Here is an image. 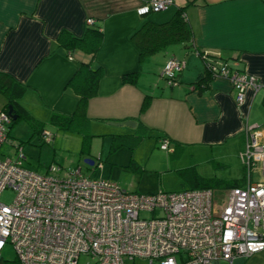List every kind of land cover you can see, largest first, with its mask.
<instances>
[{"label": "crops", "instance_id": "0c3cea01", "mask_svg": "<svg viewBox=\"0 0 264 264\" xmlns=\"http://www.w3.org/2000/svg\"><path fill=\"white\" fill-rule=\"evenodd\" d=\"M141 1L0 0V72L25 86L20 105L36 120L47 122L53 112L74 113L78 96L68 82L80 62H91L93 68H102L103 76L97 95L88 101V131L131 135L140 126L146 130L143 139L160 144L167 138L173 149L168 154H175V148L180 154L191 150L192 163L216 161L221 166L228 159H240L244 173L233 180L244 186L247 170L240 155L249 136L247 129L257 128L264 143V0H181L179 4L174 0L173 14L186 6L191 45L172 44L143 60L131 41L144 21L145 16L136 12ZM88 19L102 32L95 54L62 47L60 33L66 30L81 38ZM195 48L228 60L234 70L255 77L260 87L247 89L240 104L224 78L212 79L205 87L196 85L205 65ZM172 58L185 64L176 82L163 74ZM130 73L136 74L135 82L124 83L122 77ZM0 96L2 111L6 99ZM146 96L151 98L141 111ZM127 120L136 126L112 124ZM77 169L81 171L80 166ZM251 178L257 180L259 175L252 173ZM230 188L214 190L222 194Z\"/></svg>", "mask_w": 264, "mask_h": 264}, {"label": "built area", "instance_id": "2783aa9c", "mask_svg": "<svg viewBox=\"0 0 264 264\" xmlns=\"http://www.w3.org/2000/svg\"><path fill=\"white\" fill-rule=\"evenodd\" d=\"M173 4L142 0L136 12L145 16ZM184 65L172 58L163 74L176 82ZM212 68L217 78L231 83L237 103L244 102L247 89L260 87L255 77L228 63L216 61ZM10 122L0 111V150ZM247 130L240 155L247 183L220 195L213 189L132 193L112 180L63 170L57 163L43 173L29 170L18 145L15 159L0 152V195L7 188L15 192L10 204L0 201V264H78L81 256L93 264H232L264 251V143L257 128ZM42 140L50 143L52 133L44 130ZM160 148L173 150L167 138L160 140ZM252 173L259 178L252 180ZM7 244L15 251L14 261L3 258Z\"/></svg>", "mask_w": 264, "mask_h": 264}, {"label": "rangeland", "instance_id": "374dc122", "mask_svg": "<svg viewBox=\"0 0 264 264\" xmlns=\"http://www.w3.org/2000/svg\"><path fill=\"white\" fill-rule=\"evenodd\" d=\"M180 1L176 0V4H179ZM174 10L175 5H171L165 10L149 13L143 20L155 19L160 22L170 18ZM103 128L105 127L103 126ZM48 129L57 136L54 145L53 143L42 142L39 135L34 134L29 123L19 120L12 127L7 141L2 145L1 154L15 159L17 156L16 146L21 144L26 155L23 164L29 170L43 173L47 165L57 162L64 168L63 170L68 171L80 166L82 174L86 177L109 179L117 182L122 189L139 194L196 189L192 174L186 173L187 176L182 174L187 168L194 167V173L204 179L217 178L223 181L240 178L244 173L240 159H228L223 163L220 162L222 163L221 166L215 165L216 161L214 163L201 161V163L196 164L197 161L192 163L194 158L191 150L186 149L181 154H168V151L160 148L158 142L150 138L143 139L134 149L127 145L113 147V134L115 132L106 133L105 130H101L99 134L90 130L89 133L93 137L91 138L89 153H82L81 135L57 130L51 126H48ZM107 129L110 130L111 127ZM87 158L94 160L95 164L89 165L85 162ZM100 158L104 165L101 170L100 167L97 169V161ZM216 194L220 195L221 193L216 191ZM14 197L13 189L7 188L2 191L0 201L4 204H10ZM142 215L150 216L149 213ZM2 255L7 260L14 261L16 259L15 251L9 244L3 249ZM137 263H141V260H137ZM78 264H93V261L88 256H81ZM219 264L230 263L221 260ZM232 264H264V251L248 257H238Z\"/></svg>", "mask_w": 264, "mask_h": 264}, {"label": "trees", "instance_id": "16d2710c", "mask_svg": "<svg viewBox=\"0 0 264 264\" xmlns=\"http://www.w3.org/2000/svg\"><path fill=\"white\" fill-rule=\"evenodd\" d=\"M185 9L186 6L178 7L173 16L164 22L144 20L132 33L131 41L139 49L140 58L142 60L145 57L164 50L172 44L189 45L188 43L192 40V31L188 24ZM93 25L94 26L89 25V27H87L84 36L81 38L75 37L70 32L63 30L58 38L60 45L70 52L74 49H83L94 55L101 43L102 32L99 26ZM196 51L201 57L203 56L204 51H200L199 49H196ZM202 58L204 59L205 68L202 76L197 79L196 85H203L205 87L210 80L217 78L212 68L216 61L228 63L232 68L228 60L220 59L216 55L208 54L207 57L205 56ZM102 76V68H93L91 62H80L77 71L68 82V87L78 96V103L74 113L65 115L53 112L47 122H41L36 120L19 103V98L23 95L25 86L17 82L11 76L0 72V95L4 96L6 99V103L1 110L7 112L11 118L7 136H10L12 127L19 120H24L32 127L34 134L39 135L42 142V132L44 130H49L48 126L54 127L57 130L80 134L82 136L81 152L89 153L90 142L93 136L90 135L88 131L89 118L87 116V106L88 101L97 95L98 84ZM136 77L135 73H130L124 75L122 80L124 83L131 84L135 82ZM176 79L177 77L174 80L176 81ZM150 98V96L145 97L141 106V111L147 108ZM9 110H11V114H9ZM139 128V132L135 134L113 135V147L127 145L131 149H134L146 135L145 128L140 126ZM54 135L55 134L52 133V139ZM18 146H21V144H18ZM175 150L176 153L180 151V149L177 150L176 148ZM184 172H182L184 176H187L186 173L192 174L196 189H217L239 186L237 180L223 181L217 178L204 179L194 173V167L187 168Z\"/></svg>", "mask_w": 264, "mask_h": 264}, {"label": "water", "instance_id": "95a60500", "mask_svg": "<svg viewBox=\"0 0 264 264\" xmlns=\"http://www.w3.org/2000/svg\"><path fill=\"white\" fill-rule=\"evenodd\" d=\"M9 114H11V110H9ZM112 124L115 125H124V126H128V127H135L136 126V122L133 120H127L124 122H113ZM85 162H87L89 165H93L94 161L92 159H85Z\"/></svg>", "mask_w": 264, "mask_h": 264}, {"label": "snow or ice", "instance_id": "6c2138e0", "mask_svg": "<svg viewBox=\"0 0 264 264\" xmlns=\"http://www.w3.org/2000/svg\"><path fill=\"white\" fill-rule=\"evenodd\" d=\"M5 211H8L7 209H5Z\"/></svg>", "mask_w": 264, "mask_h": 264}]
</instances>
